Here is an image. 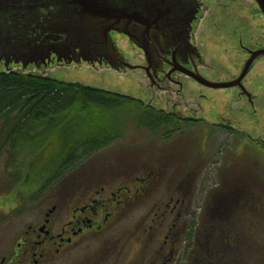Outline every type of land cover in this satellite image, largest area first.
<instances>
[{
	"label": "flooded vegetation",
	"instance_id": "1",
	"mask_svg": "<svg viewBox=\"0 0 264 264\" xmlns=\"http://www.w3.org/2000/svg\"><path fill=\"white\" fill-rule=\"evenodd\" d=\"M170 8L169 15L161 12L164 20L150 26L133 22L130 31L123 24L118 26L111 32L103 54L94 58V65L90 66L111 68L119 73L131 70L124 67L129 62L121 51L127 48L137 51L142 58L139 64H131L136 67L132 71L144 73L156 93L173 98L175 109L190 97L187 92L190 88L198 100L197 115L205 112L200 103L207 98L205 91L233 88L240 98L252 104L253 95L245 82L254 64L264 59V55L253 61L241 85L236 87L213 89L198 81L195 75L216 84L239 79L253 53L264 50V13L258 3L255 0H170ZM233 48L248 58L239 76L232 77L228 72L223 79L220 74L226 73L218 52L224 56ZM51 63L65 62L53 57ZM158 112L171 119L165 126L181 123L173 112ZM213 117L221 121L213 124L217 127L215 130L234 135L235 128L224 124V117L219 113ZM228 117L229 121L235 118ZM196 120L205 124L204 118ZM164 177L161 169L151 171L143 179L136 178L133 188L108 182L107 174L102 172L85 173L67 188L59 187L62 178L46 189L43 182L37 181L30 201H15L24 222L0 253V264H177L176 253L187 244L188 238L184 225L180 224L186 204L182 190L172 193L165 188L162 197H157L133 222L129 233L121 232L124 217L136 214L143 203L154 197ZM218 226L216 223L199 225L196 234L199 253L210 256L225 246V232L216 230ZM229 226L227 246L231 252L230 264H235L236 255L243 257L247 252L244 248L248 247V241L245 232L233 229L235 225Z\"/></svg>",
	"mask_w": 264,
	"mask_h": 264
},
{
	"label": "rangeland",
	"instance_id": "2",
	"mask_svg": "<svg viewBox=\"0 0 264 264\" xmlns=\"http://www.w3.org/2000/svg\"><path fill=\"white\" fill-rule=\"evenodd\" d=\"M121 51L130 64L140 63L142 58L137 51L127 48ZM220 52V65L223 64L226 73L220 77L226 79L228 72L232 77L239 76L247 55L236 48L225 54L222 52L224 56ZM9 71L79 83L137 103L108 112V119L116 125L115 134H112L116 139L64 176L60 188L69 187L73 180L88 172L89 175L105 173L108 182L133 188L136 178L143 179L151 171L161 169L166 175L165 181L136 214L124 217L122 234L129 233L133 222L154 200L159 199L157 197H162L165 188L172 193L178 189L185 193L186 204L180 224L184 225L188 238L187 244L176 253L177 264H184L185 260L187 264H230L231 252L227 246L230 224L235 225L233 229L245 232L248 241V247L244 248L247 252L243 257L237 254L235 264H264V59L254 64L245 82L253 95L252 104L240 98L233 88L205 91L207 98L200 100L205 112L200 115L195 111L198 100L191 92L193 89H187L190 97L175 109L173 98L152 90L141 71L119 73L87 63L52 64L42 69L31 67L27 70L13 65ZM9 71L0 63V72ZM150 109L173 112L180 117L181 123L151 130L149 128L157 124L154 118L144 115V110ZM217 113L224 117V124L235 128L234 135L215 130L217 127L213 124L221 123L219 119L213 120ZM232 115L235 118L229 121L228 116ZM197 118H204L205 124ZM185 120L189 122L185 123ZM2 128L0 126V132ZM4 141L0 138V143ZM52 146H55L53 142L46 143L30 161L17 153L0 154V253L24 222L15 201L22 203L33 198V180L43 175L50 159L54 158ZM21 188L24 189L20 191ZM215 223L219 225L216 230L225 232V246L213 255L201 254L196 247L197 229L200 224Z\"/></svg>",
	"mask_w": 264,
	"mask_h": 264
},
{
	"label": "trees",
	"instance_id": "3",
	"mask_svg": "<svg viewBox=\"0 0 264 264\" xmlns=\"http://www.w3.org/2000/svg\"><path fill=\"white\" fill-rule=\"evenodd\" d=\"M137 103L124 96L37 74L0 72V154L21 155L30 161L48 142L54 158L33 183L43 189L66 176L84 160L109 146L116 137L108 112ZM158 126L170 118L144 110ZM189 120H185V123ZM178 123L179 121H173ZM23 173V170H21ZM20 172V174H21Z\"/></svg>",
	"mask_w": 264,
	"mask_h": 264
},
{
	"label": "water",
	"instance_id": "4",
	"mask_svg": "<svg viewBox=\"0 0 264 264\" xmlns=\"http://www.w3.org/2000/svg\"><path fill=\"white\" fill-rule=\"evenodd\" d=\"M255 1L264 13V0ZM170 10V0H0V63L7 71L13 65L42 69L52 65L53 57L68 65H94L93 59L103 54L118 26L123 24L127 31L133 22L150 26L164 20L161 12L169 15ZM262 55L264 50L253 53L235 82L195 78L213 89L239 86ZM124 67L136 69L130 63Z\"/></svg>",
	"mask_w": 264,
	"mask_h": 264
}]
</instances>
